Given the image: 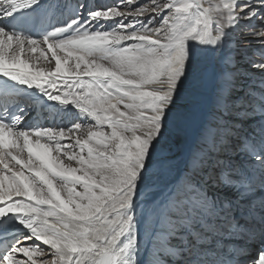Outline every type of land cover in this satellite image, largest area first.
I'll return each instance as SVG.
<instances>
[{
    "label": "snow or ice",
    "instance_id": "6c2138e0",
    "mask_svg": "<svg viewBox=\"0 0 264 264\" xmlns=\"http://www.w3.org/2000/svg\"><path fill=\"white\" fill-rule=\"evenodd\" d=\"M0 264H264V0H0Z\"/></svg>",
    "mask_w": 264,
    "mask_h": 264
},
{
    "label": "bare ground",
    "instance_id": "6f19581e",
    "mask_svg": "<svg viewBox=\"0 0 264 264\" xmlns=\"http://www.w3.org/2000/svg\"><path fill=\"white\" fill-rule=\"evenodd\" d=\"M91 1H93V2H95V6H98V5H101V4H110V0H82V2H84V3H87L88 5H89V7H93V5H92V3H91ZM66 2L69 4V5H71V6H74L75 5V3L77 2V0H66ZM90 4L92 5V6H90ZM242 43H245V42H241V47H247V48H249V47H251V46H255V49H257L256 51H258L259 50V45L258 44H256V43H251V44H243L242 45ZM29 55H32V54H29ZM36 56H38L39 55V53L37 52L36 54H35ZM51 54L49 53V56H50ZM39 63H45L44 61H40ZM54 63V62H53ZM241 65H242V67H241V70L243 69L244 71H245V69L243 68V67H247L248 69H250V71H253V69H251L250 67H248V65H247V63L245 62V61H241ZM20 71H26V70H24V69H19ZM33 70H35V69H33ZM248 71V70H247ZM242 72V71H241ZM243 75H244V73H243ZM245 76H248V75H245ZM34 101H36V103L37 104H39V105H41V106H44L45 105V99H42V98H39V97H34L29 103H28V105L29 104H31V103H33ZM55 102H47V104H54ZM69 107H71V106H69ZM65 120H69V119H65Z\"/></svg>",
    "mask_w": 264,
    "mask_h": 264
},
{
    "label": "rangeland",
    "instance_id": "374dc122",
    "mask_svg": "<svg viewBox=\"0 0 264 264\" xmlns=\"http://www.w3.org/2000/svg\"><path fill=\"white\" fill-rule=\"evenodd\" d=\"M109 2H110V4H113V3L116 2V0H110ZM91 3L93 5V7H95V2L91 1ZM92 5L90 4V6H92ZM243 44H246V42L245 43H242V45ZM249 49H251L253 51H256L257 50V49H255V46H251V47H249ZM257 58H258V56H257ZM243 68L245 69V71L243 69L241 70L242 71V74L244 73L243 76L245 77V81H243V82H247V81H252V82H257V83L259 82V80H260L259 73H257L255 70L250 71V69H248L247 67H243ZM245 75H248V76H245Z\"/></svg>",
    "mask_w": 264,
    "mask_h": 264
}]
</instances>
